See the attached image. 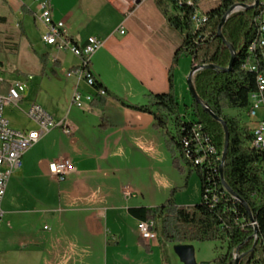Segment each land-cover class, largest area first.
Here are the masks:
<instances>
[{"label":"crops","instance_id":"1","mask_svg":"<svg viewBox=\"0 0 264 264\" xmlns=\"http://www.w3.org/2000/svg\"><path fill=\"white\" fill-rule=\"evenodd\" d=\"M42 1L0 0V26L11 30L13 24L19 26L32 43L25 24L29 17L43 42ZM48 1L54 19L65 22L76 44L84 46L91 36L103 41L91 64L95 79L108 91L140 105L148 102L150 93L169 92V74L183 36L162 12L168 0ZM219 4V0H199L198 8L208 13ZM44 46L49 62L45 74L41 65V74L46 79L49 73L47 83L60 79L69 96L67 109L58 116L39 105L54 119L67 120L72 132L60 127L48 132L23 155L22 167L10 177L2 202L0 258L17 252L13 264H164L160 243L141 237V221L129 209L160 206L183 185V174L175 184L164 181L165 128H156L154 115L129 108L113 96L106 98L103 109L72 105L78 77L66 75L79 67L80 59L69 50L52 54L55 48ZM69 55L76 59L63 71ZM51 57L53 70L48 69ZM192 67L190 58L182 56L174 69L178 99L180 93L185 95L184 79ZM80 88L85 94L93 91L83 82ZM242 117L253 129L252 119L247 114ZM262 118L260 111L257 119ZM63 159L71 160L75 169L60 182L49 172V163ZM171 262L183 264L178 256H172Z\"/></svg>","mask_w":264,"mask_h":264},{"label":"trees","instance_id":"2","mask_svg":"<svg viewBox=\"0 0 264 264\" xmlns=\"http://www.w3.org/2000/svg\"><path fill=\"white\" fill-rule=\"evenodd\" d=\"M168 2L166 7L161 8L162 12L168 23L183 36L182 45L173 58L169 92L150 93L144 105L130 104L95 79L94 88L105 89L107 95L95 96L90 104L103 109L106 98L113 96L129 108L154 115L156 128L166 130V146L173 156L174 167L185 175V184L180 189L187 187L189 175L194 169L200 178L202 200L195 206L178 205L174 197L179 188H174L162 205L155 208L132 207L129 211L141 222H155L164 264L168 263V257L162 243L175 245L206 241L221 244V247H217L220 250L218 255L212 260L214 264H235L237 257H240L239 264H264V149L252 146L253 131L242 117L248 115L250 96L258 90V75H264V32L261 31L264 6L261 0L258 6L251 8L249 6L255 0H222L218 7L207 13V20L197 29L193 16L199 9V0H192V3L188 0ZM240 3L247 7L227 17L221 30L223 38L220 37L219 25L225 13ZM253 44L255 49L252 51ZM182 56L191 57L193 66L197 64L203 67L193 76L194 88L201 102L192 97L191 104L185 105L184 109L186 114L191 112L193 117L190 120L184 119L175 88L174 69ZM233 56V65L229 69ZM39 57L42 73L45 74L49 53L40 54ZM250 64L256 65L257 69L244 67ZM209 65L215 67H205ZM8 89L9 84L0 85V93H7ZM207 108L227 124L230 138L223 167L224 179L239 199L224 187L220 161L203 168L185 157L182 127L189 130L193 121L203 125L219 155L224 152V125ZM229 109L237 113H228ZM183 161L188 171L182 165ZM242 201L248 205L250 212ZM140 243L147 252L152 251L151 246L141 238Z\"/></svg>","mask_w":264,"mask_h":264},{"label":"built area","instance_id":"3","mask_svg":"<svg viewBox=\"0 0 264 264\" xmlns=\"http://www.w3.org/2000/svg\"><path fill=\"white\" fill-rule=\"evenodd\" d=\"M23 2L24 0H19ZM129 1L137 4L139 0H121ZM222 1V0H219ZM192 3V0H188ZM264 6V0H261ZM41 20L45 25L42 40L47 46H51L57 50H69L80 59L79 68L76 71H69L68 76L78 77V84L72 95V105L79 108L90 104L95 96H106L105 89H94L95 75L92 70V57L100 50L103 41L96 36L88 38L84 46H80L73 41L72 35L64 21L55 20L48 0L41 2ZM207 20V13L201 12L199 9L193 16L195 28H200ZM261 31L264 32V18L261 24ZM264 46V39H262ZM252 51L255 44L251 46ZM251 70H256V65L250 64L244 66ZM3 66L0 64V72ZM30 75L27 81H15V93H0V225L3 220L2 202L6 193L8 181L12 174L20 169L23 165V155L33 147L48 132L60 127L65 133L70 134L72 128L67 120H56L41 105L32 103L26 112V115L35 123L36 129L17 130L10 126L9 120L6 119L4 109L8 104H14L20 108L24 101L25 93L28 89V81L32 80ZM5 80L0 78V85ZM85 83L94 92L85 94L80 83ZM251 105L249 107L248 116L252 119L254 139L252 146L264 149V118H258V112L264 108V75H258V90L250 96ZM21 109V108H20ZM186 131V132H185ZM182 144L185 148V157L196 166L209 168L213 162L220 161L219 169L222 163V155L213 143L211 137L204 131V127L200 122L193 121L189 130L182 127ZM215 167V166H214ZM74 163L69 159L55 160L49 163V172L58 179L65 181L74 171ZM222 180V178H221ZM126 195H130L126 192ZM154 221L140 223V235L144 240L156 241L158 231L156 230ZM48 228V227H45Z\"/></svg>","mask_w":264,"mask_h":264},{"label":"rangeland","instance_id":"4","mask_svg":"<svg viewBox=\"0 0 264 264\" xmlns=\"http://www.w3.org/2000/svg\"><path fill=\"white\" fill-rule=\"evenodd\" d=\"M2 8L3 5L0 4V11L2 10ZM31 23L32 22L30 18L26 17L25 24L28 27V31L30 32L29 36L33 41L32 43L27 38H24L22 36L19 26L13 24L12 30L8 27L3 28L2 26H0V64L3 66V71L0 72V78L2 77L5 80L4 83L9 84L10 87V84H15V81L17 80L27 81L30 75L33 77L32 80L28 81L30 88L29 91L24 95L25 99L20 105L21 109L16 107L14 104H8L4 109L5 117L7 120H9L10 126L17 129L30 128L35 125V123L26 115L30 104H41L48 111L58 116L62 110L67 109V98L69 96V90L62 91L66 86H64V83H62L60 79H54L53 84L47 83L48 78H50L49 73L47 76L48 78L46 79H44L43 74H41V62L39 56L40 54L48 53L49 50L39 39V30L37 29V27L32 25ZM55 51H57V49H53L51 53L53 54L55 53ZM189 58L192 63V58ZM75 59L76 57L69 55L63 62V71L65 70L67 64ZM50 60V67L48 69L53 70V58L51 57ZM66 76L69 77L68 75ZM184 80L185 95L183 93H180L179 101L182 114H185L184 119L190 120L193 117L191 112L189 111L190 114H186L184 109L185 105L191 104L192 96L188 89L187 80ZM93 94H95V92ZM260 111L261 114H264L262 110ZM228 113H231L233 115L236 114L234 109H229ZM163 145L164 149L162 160L165 166L163 168L164 181L172 182L173 184H175L181 178V173L178 170L177 172L176 170H174L176 168L173 165V156L168 148H166L165 144ZM181 163L187 170V164L184 161ZM183 175L182 184L184 185L185 175ZM178 188L179 189L177 190L174 197L178 205L195 206L201 203V182L197 172L194 169L189 175L187 187L183 189H180V187ZM154 242L157 243V241ZM194 245L196 251V259L198 262L213 260L220 251L219 248L217 249V247H221V244L217 241L196 242L194 243ZM162 249L168 257V263L165 264H172L171 257H177L176 253L174 252V245H171L170 243H162ZM16 254L17 252L9 253V255L0 258V264H13L12 256H16Z\"/></svg>","mask_w":264,"mask_h":264},{"label":"water","instance_id":"5","mask_svg":"<svg viewBox=\"0 0 264 264\" xmlns=\"http://www.w3.org/2000/svg\"><path fill=\"white\" fill-rule=\"evenodd\" d=\"M259 2L260 0H255L254 4L249 6V8L251 7H255V6H258L259 5ZM247 7L246 4L244 3H240V4H237V5H234L232 6L224 15L223 19H222V22L221 24L219 25V35L220 37L223 38V34L221 32L222 30V27H223V24L224 22L226 21L227 17L233 13V12H236L242 8H245ZM233 55L235 56V53L233 52ZM234 56H233V59H232V62L230 64V67L229 69L232 67L233 65V60H234ZM205 67H215L214 65H209V66H205ZM201 68H203L202 66L200 65H194L188 75V78H187V85H188V89H189V92L191 94V96L197 101V102H201L195 88H194V84H193V76L195 75V73L200 70ZM210 113L212 114V116L217 119L219 122H221L223 125H224V128H225V133H226V144H225V149H224V152L222 154V163H221V166H220V174H221V178H222V183L224 185V187L230 192L232 193L236 198L239 199V197L230 189V187L227 185L225 179H224V163L226 161V158H227V149H228V145H229V138H230V134H229V131H228V127H227V124L226 122L218 117L216 114H214V112H212V110H210L209 108H207ZM243 202V201H242ZM243 204L245 205V207L247 208V210L250 212V209L248 207V205L243 202ZM174 252L176 253V255L179 257L180 261L183 263V264H214L212 261H201V262H198L197 259H196V251H195V245L194 244H189V243H186V244H182V243H178V244H175L174 245ZM239 261H240V257H237L236 258V261H235V264H239Z\"/></svg>","mask_w":264,"mask_h":264},{"label":"bare ground","instance_id":"6","mask_svg":"<svg viewBox=\"0 0 264 264\" xmlns=\"http://www.w3.org/2000/svg\"><path fill=\"white\" fill-rule=\"evenodd\" d=\"M94 87H95V82H94ZM95 89V88H94ZM8 93H15V84H11L9 89H8ZM159 236V234H158Z\"/></svg>","mask_w":264,"mask_h":264}]
</instances>
